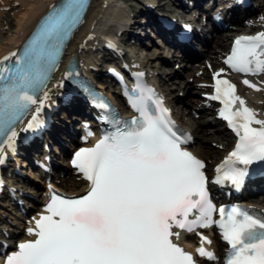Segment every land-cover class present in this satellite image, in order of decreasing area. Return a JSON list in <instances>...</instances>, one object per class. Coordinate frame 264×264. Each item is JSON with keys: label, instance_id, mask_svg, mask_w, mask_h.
<instances>
[{"label": "snow or ice", "instance_id": "snow-or-ice-1", "mask_svg": "<svg viewBox=\"0 0 264 264\" xmlns=\"http://www.w3.org/2000/svg\"><path fill=\"white\" fill-rule=\"evenodd\" d=\"M84 8L85 0L53 6L23 54L12 53L16 60L11 65L0 61V137L10 147L31 106L39 111L43 101L37 94ZM226 63L239 73H264V32L238 38ZM243 83L260 90L248 80ZM214 87L209 99L221 102L219 114L238 137L234 151L217 168L221 175L215 182L238 186L248 165L264 162V119L245 105L230 81L216 79ZM154 95L149 89L137 96L133 106L139 116L75 154L73 163L90 181L89 191L81 197L53 192L47 214L27 229L36 238L19 243L5 264H196L173 241L180 237L173 229L192 232L213 224L230 246L224 264H264V213L239 205L216 208L204 161L182 146L190 137L175 129L162 99ZM38 124L33 116L28 128ZM216 212L218 220L213 219ZM197 251L216 259L204 247Z\"/></svg>", "mask_w": 264, "mask_h": 264}, {"label": "bare ground", "instance_id": "bare-ground-1", "mask_svg": "<svg viewBox=\"0 0 264 264\" xmlns=\"http://www.w3.org/2000/svg\"><path fill=\"white\" fill-rule=\"evenodd\" d=\"M55 0H0V59L11 49L15 48L18 43L23 40L25 35L31 30V28L36 23L39 16L46 11ZM115 1L117 0H91V3L88 7L84 20L82 21L81 25L79 26L78 30L72 37L70 41L66 54L61 61V64L58 66L56 73L52 79L50 85L52 86H60L61 82H58L63 73V69L65 64L67 63L68 59L71 56L75 55L84 68H89L94 70L97 74L103 75V64L101 61H97L93 56L96 52H100L102 57H105L106 50H104L103 46L106 43H115L116 38L125 32H128L129 40H133V45L136 43V47L134 46V53H138L139 51L143 50V48L139 45L145 43L144 39L146 36H149V29L154 27H160L157 19L155 16L158 13H164L167 15H172L177 19L178 22L181 21H189L193 24V37H192V45L194 46L195 54H198V42L200 40L201 31L198 29L200 24L202 23V18L205 16L206 12H210L208 10L207 2L214 0H191L193 2L194 7L197 9H191V7L186 3L185 0H144L145 4L136 12L135 17H139L140 14H143V20H141L140 25L142 30L147 31L146 34H142V32H138L136 30V24H138L137 20H133L135 17L129 18L127 16L125 10L117 4ZM129 1V0H128ZM206 3V5H205ZM215 3V2H214ZM147 4H152V9H148ZM219 5V3H218ZM217 6V5H216ZM215 5L211 7H216ZM233 6V5H232ZM264 6V4H263ZM210 7V5H209ZM259 7H262L260 4L254 5L253 8L248 9H241V10H250L254 11L257 10ZM252 9V10H251ZM206 10V11H205ZM210 10H212L210 8ZM229 21V20H228ZM248 28L252 30L262 31L264 32V14H261L258 18H255L252 24L248 25ZM234 26L228 27L227 30L216 28L215 35H212L211 38L204 40L203 49L200 52L199 59V66L195 68L194 72H190V74L194 75L197 81H206V76L209 75L208 63L211 65H215L219 62L223 51L225 50L228 41L230 40V35L233 33ZM138 34V35H137ZM151 36V34H150ZM189 50L190 46L184 45ZM173 48L169 45H165L164 50L158 51L152 58H150L149 53L143 57L142 60L135 61L138 65V68L144 69L153 77H155L159 83V86L164 92L165 100L167 101L168 105L170 106L172 112L174 113V117L177 121L181 124V126L192 136V146L195 148L197 154L201 157L205 158L208 163L214 162V158L222 153L223 148L229 145V135L226 132H223V128L218 126L216 130L219 133H222L218 139V147L209 146L204 140L209 139L205 135V126L210 123H217L219 122L216 118L213 119H201V120H193L188 121V118L183 116L181 113L180 106L177 105V97L168 98L167 95L171 94L169 92L168 87L166 84H169V81L172 80L175 75H181V73L177 72L176 70L173 72L172 67H169L171 61L173 59H179L180 62L183 64V70L187 71L189 66L186 63L190 60V57L187 55H180L179 53H172L171 58H167V54ZM113 55V54H112ZM163 55H166V57ZM115 55L112 56L114 58ZM122 56L131 58L129 55L122 54ZM100 57V58H102ZM159 57V59L155 60V58ZM161 57V58H160ZM98 59V58H97ZM121 59V58H120ZM154 67L158 71L162 70L164 73V77L162 79H158L157 73L154 70L148 69L147 67ZM189 71V70H188ZM201 73V75L199 74ZM57 81H56V80ZM248 80L252 84H255L257 88L260 90L257 91L256 89L246 85L243 81ZM262 81H257V78H238V93L239 95L247 102L251 107L260 114L261 118H264V77ZM176 81V80H174ZM168 91V94L165 92ZM192 93L198 92L197 89L191 91ZM58 93L61 94L58 90L56 92H52L49 95H55V101H58L56 97ZM197 102L200 105H197ZM196 102L194 107L191 108L192 112H201L206 111L209 109L205 103L203 97ZM53 104V103H52ZM119 104V101L117 102ZM197 108V109H196ZM92 110L89 108L87 103H83L80 100H71L67 103H59L54 110V122L52 124L51 129L47 132L44 136V140L39 141L34 145L29 147L28 156L23 159L24 164H34V159L37 156H43V160H46L49 157V162L54 165L55 156L49 154L46 150V145H49L50 141H55L57 143L63 144L65 146V141L67 139H75L79 128L77 125L73 123L78 122L84 116H90ZM205 113V112H204ZM213 113H211L212 115ZM74 125V126H73ZM59 150V147H57ZM71 150L69 147L65 146V152H69ZM63 154V151H62ZM61 156L63 157V155ZM14 159L17 161L19 159L17 154H13ZM66 160V159H65ZM65 171H72L71 168H62L61 173ZM72 175L69 177H64L62 174H56L53 176L45 172L43 174V178H49L50 183H53L58 188L64 189L71 194L79 193L84 190L85 181L79 178V176L75 175L72 171ZM31 176L39 177L37 173L34 171L31 172ZM12 184H19V185H26L28 187V192L32 191L35 192L30 186H36L39 188L36 191L37 199H33V204L30 205V209H27V217L25 218L23 228L19 230V232H10L12 238L20 236V238H28L29 234L27 233V229L32 224V217L36 216V211L41 207L42 201L44 200V196L47 194V188L41 189V183L29 181L23 179L21 176L16 175L14 180H10ZM263 184V185H262ZM3 187H7V185H3ZM264 188V181H258L250 188ZM5 194L9 192L3 191ZM9 196L11 197L10 193ZM250 200L252 202H256L259 206L264 209V196H255L254 198L245 199L239 198L237 201L245 202ZM6 224L2 227V234L5 233ZM10 230V228L8 229ZM187 239L192 241H197V237L194 235H188ZM212 247L215 248L219 242L217 240V236L214 238ZM3 243V241H1ZM3 244H0V251L2 250Z\"/></svg>", "mask_w": 264, "mask_h": 264}, {"label": "rangeland", "instance_id": "rangeland-1", "mask_svg": "<svg viewBox=\"0 0 264 264\" xmlns=\"http://www.w3.org/2000/svg\"><path fill=\"white\" fill-rule=\"evenodd\" d=\"M115 2L119 4L125 10L127 16L129 15V18L135 17L136 12L142 7L143 4H145L144 0H129V1L128 0H117ZM186 3L191 7V9L194 10L195 7L192 6V3L189 2V0H186ZM258 4H260L262 7L258 8V11L254 14L255 17H258L261 14H264V6H263L264 0H262ZM133 20L134 21L137 20L138 22V24H136L137 25L136 30L138 32H142V34L145 35L147 31L142 30L141 25H140L141 23L140 21L143 20V14H140L139 17L137 18L135 17ZM118 37L120 38H116L117 44L116 45L114 44V48H115L114 52L121 50V52L123 53L125 52V54L127 53L129 56L133 57V59L137 61H139V59L142 60L143 57L147 55V53H149L150 58H152L155 54L158 53V51H162L165 48V44H163L160 39L155 38L154 32H149V36H146V38L144 39L145 43L143 42V44L139 45L143 48V50L139 51L137 54L134 53V49H135L134 46L136 47L137 43L132 46L133 40L131 41L128 39L129 37L128 32H125L124 34H121ZM172 53L174 52L173 51L168 52L167 58H171ZM107 56H110V55H107ZM164 56L166 57V55H163V57ZM93 57L98 62L101 61L103 63L104 58H100L101 57L100 52L99 53L96 52ZM157 59H159V57L155 58L154 61ZM184 64H187L189 66L190 68L188 69L189 71L183 70V64L182 62L179 61L178 58L173 59L171 61V64H169V67H172L173 65V67L171 68L173 72L176 70L177 72L181 73V75H175V77H173L172 80L169 81V84H166L169 92H171V94L169 95L168 91H165L168 94L167 97L168 98L177 97V100H178L177 105L180 106L182 115L187 117L188 121L201 120L203 118L213 119V115H211V110L209 109H207L206 111L191 113L192 111L191 108L194 107L196 102L200 99L202 90L200 86L198 85L200 80L197 81L195 76L190 74L191 71L194 72L196 70L195 68H197V65L194 64L192 61H187ZM149 68L154 70L155 73H157L158 79H162L164 77V74H163L164 72L162 70L158 71L156 68L154 67L152 68L150 66ZM103 70H104V66H103ZM257 81L263 82V80L261 79ZM195 89H197L198 92L192 93L191 91H194ZM197 105L199 106L200 103L197 102ZM73 124L77 125V127L80 128L79 122H75ZM218 126L222 127L219 122L210 123L205 126V135L209 137V139L204 140L203 142H205L209 146H214V147L219 146L218 139H219V136L224 131L222 133H219V131L216 130V127ZM66 146L67 147L69 146L70 148V145L67 144ZM57 147H59V143L50 141L48 152L49 154H52L55 156V162L57 164V167H54V166L50 167L49 172L51 173V175L53 174V176H56V177H57L56 174L58 173L57 170H61L62 168H68V162L64 161L65 160L64 155L63 157L61 156V152L57 150ZM24 166L25 164L20 163L19 161L18 167L21 172V177L25 180L38 182L37 179H34V177L31 176V172H32L31 169L25 168ZM72 174H73L72 171H65L62 176L69 177ZM41 186H43L44 188L45 183L42 182ZM12 188L14 192L17 193L18 195L16 196L15 201H12L10 199H3L0 201V223H2L3 225L6 224L5 228H8V229L10 228V230L7 231L9 233L18 232V230L23 227V224L25 221V214L22 213L21 207L23 206V207L29 208L30 207L29 204L30 203L33 204V199L34 198L37 199V196H34V194H32V191L28 192L27 190L28 187L26 185L13 184ZM19 199L22 200L23 202L21 205L18 204ZM9 237L8 239H10Z\"/></svg>", "mask_w": 264, "mask_h": 264}]
</instances>
